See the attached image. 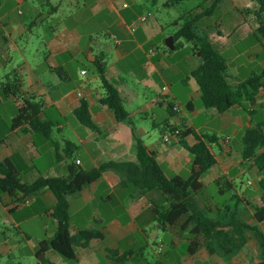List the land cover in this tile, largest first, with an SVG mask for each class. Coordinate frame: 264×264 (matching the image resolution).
<instances>
[{"label": "crops", "instance_id": "crops-1", "mask_svg": "<svg viewBox=\"0 0 264 264\" xmlns=\"http://www.w3.org/2000/svg\"><path fill=\"white\" fill-rule=\"evenodd\" d=\"M205 1V6L200 3L196 8H188L175 17L177 30L182 24L179 19L183 15L193 9H196V13H202L212 5L213 0ZM164 2L0 0V97L7 96L16 102V106L23 102L18 97L33 96L41 100L43 113L40 118L53 125L51 137L46 138L27 125L12 129L13 116L0 138V159L10 160L23 182L27 183L40 177L67 176L71 162L85 170L112 161L137 162L140 144L156 154L162 167L160 150L156 144L142 140L147 130L137 126L133 116L135 113L148 116L149 110L164 104L161 99L165 100L168 108L167 101L171 94L159 92L150 100L131 105L132 110L127 105L141 98L140 88L134 85V80L146 87L159 89L153 76L155 74L164 81L161 90L166 86V90H170L169 78L163 72L171 69L175 72V80L182 83L183 91L187 92L186 98L189 100L186 101V110L194 117L201 114L209 117L200 126L194 121L185 122L187 119L183 114L179 120L185 123L184 127H194L199 134L218 137V143H213L211 148L217 164L212 167L209 183L219 186L221 193L225 192L226 187L236 189L243 204L237 206V217L251 223L253 206L261 205L260 188L257 198L247 195L237 189L236 177H240L244 170L255 172L258 181L264 176L251 162H244L242 157L246 130L264 122V115H259L261 110L264 111V84L253 102L242 100V104L219 113L214 108L207 109L203 104L197 106L194 102L195 98L201 99V91L190 76L202 62L195 55L188 56L194 63L187 73L180 60L175 61V69L167 66L164 70L163 63L158 59V62L140 63L144 70L148 69L149 75L141 78L139 73L136 74L132 68V56L143 49L150 60L157 57L150 50L147 53L144 45L159 28L158 22L151 20L141 23L139 18L147 13L149 4L163 5ZM257 9L258 4L253 0H222L213 14L199 21L200 28L208 33L226 58L231 83L245 81L255 72L242 74L239 66L231 67L230 59L236 61L245 55L251 57V53L257 57L264 50V37L258 33L260 23L254 16ZM224 34L232 40L226 44L222 41L218 47L216 41L219 42L217 39ZM250 37H255V44L238 51L235 56L229 54L233 40L238 43ZM81 56L93 64L98 60L106 63V75L120 90L125 107L131 114L132 124L118 121L113 110L100 103L106 92L100 75L97 72L88 77L89 70L80 60ZM262 65L264 67V61ZM83 70H86L85 75L82 74ZM79 92L82 96H79ZM178 95L175 92V102H170L180 104ZM83 99L88 103L95 128L81 123L75 114ZM183 109L180 107L179 113ZM203 128L217 132L210 134L204 132ZM219 132L222 134L218 135ZM227 137L230 138L228 143ZM187 141L192 145L196 140L191 135ZM175 144L173 141L170 146ZM68 153L72 155L71 158ZM170 162L172 169L178 167V160L174 157ZM252 183L255 184L254 181ZM203 184V191L197 195L198 205L211 217L223 223L229 222L230 213L235 210L232 204L216 202L206 192L207 185ZM203 192L205 198L200 200L199 195ZM19 197L20 194L17 197L0 195V264L7 252L17 264L24 259L41 264L36 253L41 241L50 240L55 235L58 221L53 215V208L57 199L48 188L30 195L31 201L26 205L21 204ZM68 199L71 234L84 229L99 230L103 237L91 240L88 247H77V259L74 261H68L50 250L46 256L54 264H117V258H122L123 264H258L261 261L260 245L250 230L245 232V245L231 253H225L217 241L209 242V239L205 242L210 244L212 250L204 245L194 253L189 252L188 242L194 237L190 229L163 222L165 210L161 208L164 203L162 196L156 191H146L124 183L113 170L105 171L101 178ZM259 227L264 232V222ZM156 239H160L159 242ZM168 241L169 245L165 243ZM24 242L27 250L22 244ZM186 242L187 246L182 247ZM153 243L157 248L152 247Z\"/></svg>", "mask_w": 264, "mask_h": 264}, {"label": "trees", "instance_id": "trees-1", "mask_svg": "<svg viewBox=\"0 0 264 264\" xmlns=\"http://www.w3.org/2000/svg\"><path fill=\"white\" fill-rule=\"evenodd\" d=\"M183 1L165 0L163 6H177ZM221 1L213 0L212 5L202 13H196V9H193L183 15L179 19L182 20V24L173 37L175 50L182 46V42H179L181 39L194 43L193 54L202 62L191 72L190 78L196 81L201 91L203 106L224 113L234 105L242 104V100L248 102L255 100L264 84V71L262 74H253L245 81L237 83L229 81L231 75L228 72L226 58L214 45L208 33L199 26V21L203 17L213 14ZM253 1L259 2L254 16L260 23L258 33L264 37V21L260 15L264 8V0ZM95 65L106 91L100 99V103L113 110L118 121L132 124L131 114L125 107L120 90L106 75V63L98 60ZM18 98H21L23 102L16 106V114L12 118V129L27 125L32 131L50 138L53 125L40 118V114L43 113L42 101L33 96ZM167 110L170 115L175 114V116L179 112L174 109V104L171 102H168ZM75 114L84 125L90 128L96 127L86 100L81 101V106ZM177 129L180 131L177 135V143L192 155L191 159L188 157V160L191 161V172L186 178L179 174L168 176L157 161L156 154L145 149L142 144L139 145L137 162L112 161L91 170H85L75 162H71L68 166L67 176L40 177L32 183L23 182L19 171L10 160L0 159V195L8 194L17 197L20 194L21 197L18 199L22 201L26 197L48 188L56 196L57 203L53 208V215L58 221V226L55 235L50 240L40 242L36 253L39 263L54 264L46 256L50 250L59 253L67 260L74 261L77 259V247H88L91 240L103 237L99 230L84 229L71 234L68 197L101 178L105 171L113 170L120 175L124 183L132 184L134 187L146 191H156L162 196L164 203L161 208L165 210L163 222H168L171 225L179 224L182 229H190V234L194 237L188 242L189 252L194 253L204 245L212 250L210 244L205 242L209 239V242L217 241L225 253H231L245 245L247 241L245 232L250 230L254 233L261 248V261L258 264H264V232L259 227V224L264 222V176L258 181L261 205L253 206V221L251 223L238 218L236 209L231 211V219L226 223L211 217L198 205L197 195L204 188L201 181L202 176L217 164L216 156L211 148L213 143H218V137L204 133L199 134L194 127H184V125L178 127V124L172 126L168 121L164 122V131L173 133ZM191 135L196 140L192 145L187 141ZM68 156L72 157L70 153ZM242 157L244 162H251L253 167L264 174V122L246 130L243 138ZM234 196L238 200H242L236 193ZM163 222H161L162 225ZM116 260L117 264H123L122 258Z\"/></svg>", "mask_w": 264, "mask_h": 264}, {"label": "rangeland", "instance_id": "rangeland-1", "mask_svg": "<svg viewBox=\"0 0 264 264\" xmlns=\"http://www.w3.org/2000/svg\"><path fill=\"white\" fill-rule=\"evenodd\" d=\"M200 3L204 4V6L207 4L205 0H187L180 5L172 6V7H166L160 3L159 4H149V6L146 9V12H147L146 14L151 13V15L149 16L148 20L144 23L154 20L158 22L159 28H158V31H156L152 35V38L147 43H145L144 49L147 51V53L151 48L155 49L157 57H153L152 60H150L147 57V54L144 53L143 49L137 51L132 56V60H133L132 68L134 69L136 74L139 73L141 78L144 75L145 76L149 75L148 69L146 68V70H144V67H141L140 63L145 62V64L146 63L149 64L151 63V61L158 62V59L161 60L160 63H163L164 70L167 68V66L173 67V69H175V61L180 60L182 64V68L185 71V73L189 71V68L193 65L194 61L192 59H189L188 56L190 55L191 57H194V54L192 51V46L194 43L181 39L179 42H182V46L178 48L177 50L175 49L172 50L166 46L165 39L170 36H173L177 32V26L174 23L175 17L178 14L183 13L185 10H188V8H196V6H198V4ZM256 3L259 4L258 1H256ZM260 15H261V19L264 21V8L261 11ZM237 34L239 33H236V35ZM217 40L219 42L216 41V45L219 47V44L222 41L224 44H226V43H230L232 39L231 37H226L224 34L222 38L217 39ZM1 41H2V38L0 36V42ZM235 41L236 40H233L231 47H229L230 50L228 51L229 54L232 56H235L238 51L251 47L252 44L256 43L255 37H250L238 43H236ZM0 58H2L1 53H0ZM80 60L87 66L89 70L87 74L88 77H92L93 75L97 74L95 64L88 61L84 56H81ZM262 61H264V50H261L257 57L255 53H251V57L245 55V56H242L241 58L238 57L236 61L234 59H230L231 67L239 66L241 73L242 74L246 73L248 75L251 74L253 71L255 72V74H262L264 70ZM163 74L167 78H169L168 82L171 85L170 90H161L162 84L164 83V81L160 76H156L155 74H153V76L155 77V80L159 84V89L155 87L154 88L146 87L145 85L142 84V82L138 83L136 80H134V85L139 86L140 88L139 95L141 96V98L140 100L129 103V105H127V108L129 110H132L131 105H134L135 103H139L141 101L143 102L146 100H150L151 98L155 97V95L158 94L159 92H162V94L170 93L171 94L169 97L170 101L175 102V99L173 98L175 97V92L179 93L178 100L181 104L179 105L181 109L182 108L184 109L182 110L181 113H179L180 112L179 110L177 116H175V114L173 115L169 114L165 100L161 99L160 101L163 102L164 104L158 105L154 109L149 110L148 116H145V114L135 113L136 115L133 116V119L135 123L137 124V126H143L147 130V133L143 134L142 140L146 143L152 142L156 144V147L160 150V153L162 156L160 157L159 161L161 162L165 173L169 176H173L174 174H179L186 178L190 175V172H191L190 159L192 158V155L188 153L182 146H180L177 143V139L174 138L173 140L174 142L177 143L174 146H170V144L173 141L172 142L164 141L163 135L164 133L167 132V131H164V122L165 120H169L171 121L172 124H178V127H182V125L185 123H182L179 120V118L181 114H183V116L186 117L187 119V121L185 122L188 123L189 121H194L197 126H200L203 122L207 121L206 118H209V117H207L205 114H201L198 117L197 116L194 117L193 114L189 113L186 110V101L189 99L186 98L187 92L183 91L184 89L183 84L175 80V72L172 71L171 69L165 70ZM194 102L197 106H200V105L202 106V101L200 98L198 99L195 98ZM15 103L16 102L14 100L8 98L7 96L3 95L0 97V138H2V136L5 134V131L7 130V127H9L11 123V118L15 116L16 114V104ZM259 115L261 116L264 115V111L262 112L261 110ZM202 130L210 134L217 132L211 128H203ZM217 134L220 135L222 133L219 132ZM235 146L236 144H234V147ZM213 149L215 150V147H213ZM173 157L178 160V167L175 169H172V167H170V163H171L170 161ZM187 157H189L190 159L187 160ZM212 173H213V170L211 168L207 172H205L201 178L202 181L207 185L206 192L209 193L212 196V198L219 204H225V203L228 204L229 202L230 204H232L233 209H236V210H237V206H243V204L237 199V197L234 196V194L236 193V189H233L232 187L227 188L225 186V183H222L224 187H226L225 188L226 190L225 192L221 193L219 186L213 183H209ZM257 177L258 175L255 172L251 170H244L243 173L240 175V177H236L237 189L241 190L247 195L257 198V193L259 189ZM253 181L255 182V184L252 183ZM204 198H205V193L203 192L202 194L199 195V199L204 200ZM21 204H23L22 201H21ZM23 239L24 241L26 240L25 238ZM156 240L159 242L160 239H156ZM161 240H164V238H161ZM165 243L167 245L170 244L169 241ZM22 244L24 246V249L27 250L25 242ZM185 245L187 246V242L183 243L182 247H184ZM152 247L157 248V245L153 243ZM2 264H17V261L11 259L8 256V252H7L5 253L3 257ZM21 264H36V263H32L30 260L24 259Z\"/></svg>", "mask_w": 264, "mask_h": 264}, {"label": "built area", "instance_id": "built-area-1", "mask_svg": "<svg viewBox=\"0 0 264 264\" xmlns=\"http://www.w3.org/2000/svg\"><path fill=\"white\" fill-rule=\"evenodd\" d=\"M150 15H151V13L144 14V15L140 16L139 21L141 23L146 22L148 20V18H149ZM0 28H1V24H0ZM150 53L152 55L156 54L155 49H150ZM82 74L83 75L86 74V70H83L82 71ZM167 88H168L167 86L164 87V90H166ZM79 96H82V93L81 92H79ZM167 102H170V100H168ZM174 109L177 110V111H179L180 110V105L177 104V103L176 104L174 103ZM179 132L180 131L177 129L173 133H169V132L164 133V135H163L164 141L165 142H172L174 140V138L177 139V135L179 134ZM226 141L228 143L230 141V138L227 137ZM30 201H31L30 196H28V197H26L25 199L22 200L23 204H25V205L26 204H29Z\"/></svg>", "mask_w": 264, "mask_h": 264}, {"label": "water", "instance_id": "water-1", "mask_svg": "<svg viewBox=\"0 0 264 264\" xmlns=\"http://www.w3.org/2000/svg\"><path fill=\"white\" fill-rule=\"evenodd\" d=\"M165 44L169 49H174L175 48V43H174V37L170 36L165 39Z\"/></svg>", "mask_w": 264, "mask_h": 264}]
</instances>
